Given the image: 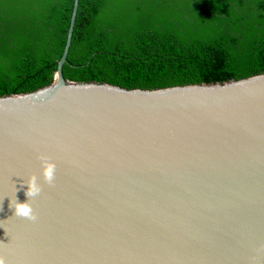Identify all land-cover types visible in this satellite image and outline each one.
<instances>
[{
	"label": "water",
	"instance_id": "1",
	"mask_svg": "<svg viewBox=\"0 0 264 264\" xmlns=\"http://www.w3.org/2000/svg\"><path fill=\"white\" fill-rule=\"evenodd\" d=\"M78 7L54 81L0 96V257L264 264V73L156 89L67 80ZM32 174L35 221L9 207Z\"/></svg>",
	"mask_w": 264,
	"mask_h": 264
},
{
	"label": "trees",
	"instance_id": "2",
	"mask_svg": "<svg viewBox=\"0 0 264 264\" xmlns=\"http://www.w3.org/2000/svg\"><path fill=\"white\" fill-rule=\"evenodd\" d=\"M74 0H0V96L50 85ZM67 80L156 89L264 73V0H79Z\"/></svg>",
	"mask_w": 264,
	"mask_h": 264
},
{
	"label": "clouds",
	"instance_id": "3",
	"mask_svg": "<svg viewBox=\"0 0 264 264\" xmlns=\"http://www.w3.org/2000/svg\"><path fill=\"white\" fill-rule=\"evenodd\" d=\"M39 159L42 163V175L44 181L48 184H52L56 178L57 164L51 158L45 154H41ZM27 185L25 189V195L27 200L20 201L16 193L19 189L16 187L15 196L10 197L9 207L14 208V216L24 217L29 220L35 221L37 214L33 208L32 200L37 197L43 191V185L40 182L37 174H32L26 182L21 184V187ZM0 264H6L5 259L0 257Z\"/></svg>",
	"mask_w": 264,
	"mask_h": 264
}]
</instances>
